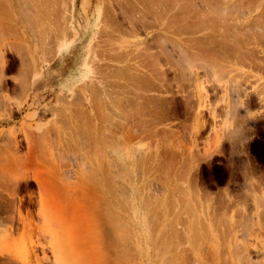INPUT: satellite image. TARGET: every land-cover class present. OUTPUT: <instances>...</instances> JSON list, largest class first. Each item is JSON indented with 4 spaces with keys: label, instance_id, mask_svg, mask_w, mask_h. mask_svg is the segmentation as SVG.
<instances>
[{
    "label": "rangeland",
    "instance_id": "1",
    "mask_svg": "<svg viewBox=\"0 0 264 264\" xmlns=\"http://www.w3.org/2000/svg\"><path fill=\"white\" fill-rule=\"evenodd\" d=\"M68 1L36 46L34 86L0 78V264H237L264 246L244 220L264 210V0ZM0 9L12 62L6 44L28 54L27 30ZM36 160L51 166L41 183L69 179L77 202L36 182L7 195Z\"/></svg>",
    "mask_w": 264,
    "mask_h": 264
},
{
    "label": "bare ground",
    "instance_id": "2",
    "mask_svg": "<svg viewBox=\"0 0 264 264\" xmlns=\"http://www.w3.org/2000/svg\"><path fill=\"white\" fill-rule=\"evenodd\" d=\"M150 1V0H149ZM152 1H154V0H151L150 1V3H152L151 4V6L152 5H154L153 3L154 2H152ZM156 1V0H155ZM174 0H172V2H171V4L172 3H175V2H173ZM140 2V1H139ZM161 1H159V3H160ZM162 2H164V1H162ZM178 2L179 1H177V5H178ZM150 3H149V7H148V9H150ZM181 3H182V1H181ZM188 3V5H192V3H193V0H192V2L190 1V3L189 2H187ZM186 3V4H187ZM69 4V1L68 0H0V8H3L2 10H4L5 9V11H7V13H11V14H14L15 13V10H16V13H15V15H14V20H12V21H14L15 23H16V25H19V23L22 25V28H23V31H25V30H27L25 33H23V37H21L22 39V42L23 43H25V47L27 48V51H29V53L28 54H23V53H18V47H16L15 48V46H18V44L15 42V43H9V44H6V46L8 47V48H11L12 50L11 51H13V52H15L16 53V59H13V60H11L12 62H8V61H3V59H0V74H1V79H5L6 78V75H7V73H10V72H14V71H18L19 73V77L21 78V79H19V81L16 79L15 81H18L20 84V86L21 87H23V88H25L26 89V91H28V90H30V88H32L33 86H34V84L33 85H31V78H32V80H33V78L35 79V77H37L38 75H39V73H40V70H37V68L38 67H36V65L33 63L34 61V56H33V54L35 53L34 51L36 50V46H40V45H45L46 43H47V41L50 39L49 37H50V35H51V33L54 31V29L59 25V23H60V17H61V13L62 12H65L66 10H68V9H66L67 8V5ZM110 4V3H109ZM145 4V0H144V3L143 4H141V5H144ZM157 4H158V2H157ZM168 4V3H167ZM166 4V5H167ZM159 5H162V4H159ZM137 6V5H136ZM165 6V5H164ZM163 6V7H164ZM144 7V9H145V7H147V6H143ZM158 7V6H157ZM157 7H155L156 8V10H157ZM161 7V6H160ZM171 7V6H170ZM16 8V9H15ZM152 8V7H151ZM155 8L153 7V9H154V11H155ZM169 8V7H168ZM121 9V8H120ZM129 9H132L133 10V7L132 8H129ZM143 9V10H144ZM147 9V8H146ZM1 10V9H0ZM151 10V9H150ZM166 10V9H165ZM165 10H163L165 13H166V11ZM169 10V9H168ZM148 12H149V10H147ZM162 11V10H161ZM135 12V11H134ZM150 13V12H149ZM148 13V14H149ZM157 14H159L158 12H156ZM155 13V14H156ZM162 13V12H161ZM160 13V14H161ZM136 14H137V11H136ZM154 14V13H153ZM152 14V15H153ZM164 14V13H163ZM4 16H6L5 14H3ZM151 15V16H152ZM162 15V14H161ZM9 15L7 14V16L6 17H8ZM141 16V15H140ZM140 16H139V19H140ZM5 17V18H6ZM12 17H13V15H12ZM142 17V16H141ZM158 18V20H160V16L158 15L157 16ZM164 18V17H163ZM11 19V18H10ZM154 19H155V17H154ZM9 20V19H8ZM7 20V21H8ZM142 20V22H143V19H140V21ZM11 21V20H10ZM139 21V22H140ZM157 21V20H156ZM162 21V20H161ZM145 23H147L146 21H145ZM142 24V23H141ZM257 24V23H256ZM15 25V24H14ZM249 25V24H248ZM259 26H261L260 24H258ZM256 26V25H255ZM258 26V27H259ZM17 27V26H16ZM241 27V26H240ZM239 27V28H240ZM253 27V26H252ZM243 28V27H242ZM241 28V29H242ZM256 28V27H255ZM255 28H254V30H255ZM261 28H262V26H261ZM5 29V28H4ZM247 29H250V26H249V28H248V26H247ZM251 30V29H250ZM250 30H249V33H250ZM257 30V29H256ZM2 31H4V30H2ZM259 31V30H258ZM262 31H264V28H263V30ZM243 32V31H242ZM253 32V31H252ZM256 32V31H255ZM2 33V32H1ZM8 33V32H7ZM6 33V34H7ZM54 33V32H53ZM238 33V32H237ZM248 33V34H249ZM22 34V33H21ZM243 34V33H242ZM253 34H254V32H253ZM20 35V34H19ZM240 35H241V33H239V37H240ZM261 35H264V34H261ZM259 33H258V35L257 34H254V35H250V37L248 36L247 37V39H245L246 41L248 40V38L249 39H252L253 38V42L257 45L258 44V41H259V38L260 37H262ZM7 36V35H6ZM9 36V35H8ZM225 36V35H224ZM223 36V37H224ZM254 36H256V37H254ZM11 37V36H10ZM158 37V36H157ZM236 40V39H235ZM238 40H240V38H238ZM238 40H236V41H238ZM236 41H234V42H236ZM244 41V40H243ZM246 41L243 43V44H245L246 43ZM249 41V40H248ZM253 42H248L247 43V45L248 44H252ZM159 43H160V41H159ZM238 42H236L235 44H237ZM13 46H14V49H13ZM72 46V45H71ZM217 47H220V46H217ZM225 47V46H224ZM233 46H231V48H232ZM235 47V46H234ZM233 47V48H234ZM244 47V46H243ZM246 47V46H245ZM248 47V46H247ZM246 47V48H247ZM257 47V46H256ZM261 47V46H260ZM25 48V49H26ZM222 48H223V46H222ZM235 48L237 49V51L235 50ZM234 48V50H235V52H238V57H247V55L249 56V58H246V59H251L252 58V60H250V61H252V63L254 62L255 64L256 63H258L257 62V59L255 60V55H256V51H254L253 49V52H250V49L248 48V50H246V48L245 49H243V48H241V46L240 47H235ZM241 48V49H240ZM41 49V48H40ZM44 49V48H43ZM243 49V50H242ZM264 49V48H263ZM233 50V51H234ZM254 52H255V54H254ZM259 52V51H258ZM264 52V51H263ZM262 52V53H263ZM71 53V52H70ZM234 53V52H233ZM259 53H261V52H259ZM38 54V53H37ZM42 54V53H41ZM254 54V55H253ZM0 55H2V54H0ZM246 55V56H245ZM264 55V54H263ZM250 56H251V58H250ZM254 56V57H253ZM74 57V56H73ZM48 58H49V56H48ZM53 58V57H52ZM244 58V59H245ZM46 59V58H45ZM50 59V58H49ZM49 59H47V60H49ZM256 62H255V61ZM260 61V60H259ZM261 61H262V59H261ZM260 61V62H261ZM48 62V61H47ZM259 62V63H260ZM70 65V64H69ZM259 65H261V64H259ZM263 65V64H262ZM256 66H258L257 64H256ZM255 66V67H256ZM146 67V66H145ZM263 71H264V67L262 66H259ZM258 68V67H257ZM61 71H63L64 73H67L68 71H69V66H68V63H66V65L64 66V65H62L61 66ZM135 69H137V68H135ZM140 71V70H139ZM122 72V71H121ZM21 75V76H20ZM144 75H145V72H144ZM144 75H142V76H144ZM18 77V78H19ZM135 77H137V76H135ZM150 78V77H149ZM144 80V79H143ZM34 81V80H33ZM138 82H140V81H138ZM145 83V80H144V82H143V84ZM3 84H4V81L3 80H0V90H2L3 89ZM140 84H142V83H140ZM145 86L147 85L146 83L144 84ZM144 85H141V87H144ZM148 86V85H147ZM149 87V86H148ZM147 87V88H148ZM140 88V87H139ZM149 88H151V87H149ZM148 88V89H149ZM145 93V92H144ZM143 97V96H142ZM144 100V99H143ZM261 101H262V99H261ZM238 102V101H237ZM247 102V101H246ZM151 103V102H150ZM244 103V102H243ZM249 103V102H248ZM151 105V104H150ZM245 105V104H244ZM248 106V105H247ZM139 107H140V105H139ZM143 107H145V106H143ZM154 109V108H153ZM151 110V109H150ZM128 112V111H127ZM153 112V111H152ZM155 112V111H154ZM137 114V113H136ZM151 114V113H150ZM149 114V115H150ZM158 114V113H157ZM155 115V114H154ZM124 116V115H123ZM159 116H160V114H159ZM116 117V116H115ZM136 117V116H135ZM156 117V116H155ZM113 119V118H112ZM125 119V118H124ZM110 120V119H109ZM122 121V120H121ZM123 122V121H122ZM133 122V121H132ZM124 123V122H123ZM126 127V126H125ZM97 134V133H96ZM94 141V140H93ZM95 145H96V143H94ZM97 147V146H96ZM99 148V147H98ZM99 150V149H98ZM97 154V153H96ZM97 156V155H96ZM98 157V156H97ZM31 158V157H30ZM96 158V157H95ZM94 158V159H95ZM61 159V158H60ZM34 160V159H33ZM98 160V159H97ZM29 161V163H31L30 161H32V159L31 160H28ZM37 162H35L34 161V163L36 164V166L38 167V169H37V171L36 172H34L32 175H25L24 176V174L23 175H21V177H19V179H17V181H16V183H15V185H14V188H13V191L11 192H7L6 194L7 195H9V196H11V195H14L15 196V194H16V191L18 192V190H19V187L20 186H22V184L20 185V183H21V181H23V184L25 183V187H30V185L33 183V182H36V183H38V185L37 186H39L38 187V189H39V193H41V194H44L45 193V191H48V188H49V186H50V189H51V187H52V185L55 187V190L53 189V191L54 192H56L57 190L59 191V192H61L62 194H63V190H65L66 188H68V186H70L71 185V182L69 181V179H65V180H60L59 182H54V183H52V184H50V183H46V184H44V183H41V181H40V179L42 178V176L45 174V170H47L48 169V167H51V166H49L48 165V167L46 166V165H44L45 163H43L42 161H38V160H36ZM57 161V160H56ZM59 161V160H58ZM98 162V161H97ZM53 164H54V161H53ZM56 168L57 167H59L58 165V163L56 162ZM35 166V165H34ZM33 166V167H34ZM47 168H46V167ZM55 167V166H54ZM53 168V167H52ZM60 169H61V166L59 167ZM49 170V169H48ZM99 173V172H98ZM101 173V172H100ZM83 174V173H82ZM93 173H90V176L92 175ZM105 174V173H104ZM65 175V174H64ZM94 175V174H93ZM102 175V174H101ZM84 176V175H83ZM92 177V176H91ZM80 178V177H79ZM82 178V177H81ZM85 178V177H84ZM94 179H96L95 178V176L93 177ZM102 178V177H101ZM107 178V177H106ZM87 179V178H86ZM86 179H85V182H86ZM66 180L68 181V182H66ZM80 180V179H79ZM78 180V181H79ZM81 180H83V179H81ZM80 180V181H81ZM96 180H98V179H96ZM111 181V180H110ZM81 182H83V181H81ZM87 182H88V180H87ZM94 182V181H93ZM95 182H98V181H95ZM107 182V181H106ZM114 182V181H113ZM99 183V182H98ZM82 184V183H81ZM91 184V183H90ZM97 184V183H96ZM92 185H95V184H92ZM107 185V184H106ZM32 186V185H31ZM82 186V185H81ZM87 186H88V184H87ZM99 186V185H98ZM23 187V186H22ZM81 188V187H80ZM83 188V187H82ZM91 188H93V187H91ZM95 188V187H94ZM97 188V187H96ZM22 189V188H21ZM84 190V189H83ZM114 190V189H113ZM52 191V190H51ZM52 191V192H53ZM80 191V190H79ZM116 191V190H115ZM54 192H53V194H54ZM70 192V191H69ZM68 192V193H69ZM97 192H99V191H97ZM67 193V194H68ZM75 193H77V192H75ZM80 193V192H79ZM96 193V192H95ZM67 194H63L64 196H67ZM78 194V193H77ZM114 194V193H113ZM112 194V195H113ZM2 194L0 193V204H3L4 203V200H6L5 199V197L2 195ZM69 195H71V192L69 193ZM72 195H73V193H72ZM71 195V196H72ZM97 195V194H96ZM103 195V194H102ZM104 195H105V193H104ZM103 195V196H104ZM9 196H7L6 198H10V199H12L13 201H15V199H13L14 198V196H12V198L11 197H9ZM74 196H76V194L74 195ZM78 196V195H77ZM77 196H76V198H77ZM102 196V197H103ZM78 197H80V196H78ZM108 197V196H107ZM71 198H73V197H66V200L67 201H73V202H77V201H74V200H72ZM75 198V199H76ZM81 198V197H80ZM101 198V197H100ZM32 197H30V201H32ZM71 199V200H70ZM74 199V198H73ZM82 199V198H81ZM12 200H11V202H12ZM78 200V199H77ZM95 200V199H94ZM7 201V200H6ZM21 202V201H20ZM73 202H71L70 204L71 205H74V204H76V203H73ZM80 202H81V200L79 199V204H80ZM82 202H83V200H82ZM85 202H87V201H85ZM98 202V201H97ZM14 202H12V204H13ZM22 203V202H21ZM99 204V203H98ZM77 205V204H76ZM85 205V204H84ZM87 205V204H86ZM95 205V204H94ZM103 205V204H102ZM107 205H109V204H107ZM13 206H15V205H13ZM21 206H22V204H21ZM81 206V205H80ZM41 207V206H40ZM79 207V206H78ZM87 207V206H86ZM99 207V206H98ZM74 208V207H73ZM83 208V207H82ZM91 208V207H90ZM76 209V208H75ZM86 209V208H85ZM95 209V208H94ZM39 210V209H38ZM44 210V206H42L41 208H40V213L38 214L39 216H42L43 215V211ZM77 210V209H76ZM80 210V209H79ZM108 210V209H107ZM106 210V211H107ZM82 211V210H81ZM93 211H97V209L96 210H93ZM103 211V210H102ZM24 211H23V208L22 207H19V211L17 212L18 213V217H19V222H22V223H25L26 222V220H28L30 217H32L31 216V214L29 213L27 216H25L24 215V213H23ZM39 212V211H38ZM108 212V211H107ZM106 212V213H107ZM110 212V211H109ZM245 212H247L246 210H245ZM103 213H105V212H103ZM251 213V212H250ZM250 213H247L246 214V216H245V218L246 219H244V220H248V223L250 222V223H252V224H255V225H261L262 226V228L264 229V210H261V211H257V213H252V214H250ZM108 214H110V213H108ZM102 215V214H101ZM10 216V215H9ZM103 216V215H102ZM13 217V216H12ZM109 217V215L106 217V219ZM14 218V217H13ZM13 218H10L11 219V222L14 220ZM110 219L112 218V214H111V216L109 217ZM109 218L107 219V220H109ZM8 219V218H7ZM1 221V220H0ZM4 222V221H3ZM14 222V221H13ZM245 222V221H244ZM0 224H1V222H0ZM8 224V223H7ZM112 224V223H111ZM246 224V223H245ZM244 223H243V225H245ZM3 225V224H2ZM247 228L249 227V225H245ZM4 227V226H3ZM11 227H12V225H11ZM9 228V227H8ZM2 229V228H1ZM1 229H0V231H1ZM159 229V228H158ZM249 229H250V227H249ZM9 231H11V230H9ZM3 232H4V230H3ZM3 232H1V233H3ZM0 233V234H1ZM163 235V234H162ZM169 236V235H168ZM164 237V236H163ZM165 238V237H164ZM163 238V239H164ZM170 238V237H169ZM169 238H167V239H169ZM172 239L174 238V236H172L171 237ZM176 238H178V236H175V239L174 240H176ZM171 239V240H172ZM166 241V240H165ZM168 243V242H167ZM170 243V242H169ZM255 249H252V251L250 250L249 251V249H248V251L250 252H248L246 255H245V253L243 252V254L241 255L240 253L238 254V253H236V255L234 256V257H236V258H234V257H232V259H238L237 257H239L240 259H238V260H240V262L239 261H237V264H264V246H261V248L260 249H258V248H256V250L254 251ZM247 251V249L245 250V252ZM254 251V252H253ZM242 252V251H241ZM238 255H241V256H238ZM244 255V256H243ZM21 259H23V258H20V260ZM12 260V259H11ZM17 261V262H15V263H19V259L18 258H15L14 259V261ZM167 260V259H166ZM10 261V260H9ZM8 261V262H9ZM14 261H13V263H14ZM114 261V260H113ZM11 263H12V261H10ZM9 262V263H10ZM233 262V264H236L235 262L236 261H232ZM239 262V263H238ZM6 263V262H5ZM9 263H7V264H9ZM22 264V263H21Z\"/></svg>",
    "mask_w": 264,
    "mask_h": 264
}]
</instances>
